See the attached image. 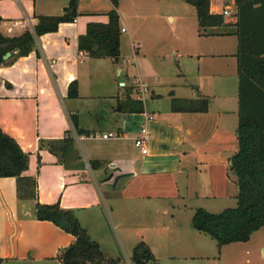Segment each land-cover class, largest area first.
Wrapping results in <instances>:
<instances>
[{
    "label": "crops",
    "instance_id": "1",
    "mask_svg": "<svg viewBox=\"0 0 264 264\" xmlns=\"http://www.w3.org/2000/svg\"><path fill=\"white\" fill-rule=\"evenodd\" d=\"M44 1L0 0V32L18 36L33 27L38 15H58L49 11ZM81 1L80 15L75 21L62 22L57 31L37 37L30 54L14 57V51L6 63L0 64V126L29 153L26 174L37 176L38 201L59 202L63 208L74 209L92 239L100 244L107 260H115L110 264H133L132 256L127 253L131 254L140 242L150 248L154 264L215 263L196 245L191 255L183 253V247L177 253H170V245L165 240L159 239L157 244L151 239L148 227L154 225L155 199L178 202V207L184 205L191 210L188 208L190 199L194 202L203 197L227 200L239 194V186L230 170L238 149L239 100L235 97L237 89L239 92V77L237 51H234L236 46L238 50V37L234 33L237 17L230 16L227 24L209 27L203 34L198 28L197 35L188 37L187 46L184 45L180 54L171 46L177 67L170 74L146 71L142 66L137 68V75L126 65L122 50L123 60L118 63L112 58L91 57L86 52L80 55L79 36L86 33L89 22H107L108 12L113 7L110 0L112 6L107 12L83 11ZM130 1L146 5L149 0ZM210 1L211 11L221 13L223 0ZM121 2L119 0V6ZM68 3L61 4L60 14ZM168 5L170 8L172 3ZM184 5L187 4L184 2ZM119 6L121 19L124 11ZM193 7L191 13L197 15ZM184 9L186 11L180 15L169 12L167 16L174 22L189 16L188 6ZM219 36L237 40L233 42V49L230 48L232 51L212 41ZM162 52L164 50H159V54ZM161 56L168 57L165 53ZM181 58L190 59L192 64L186 62L184 66ZM99 60H107L113 69L108 76L111 79L119 76L118 84L126 87L116 99L113 93L81 92L84 80L95 79L92 69L98 67ZM137 60L135 58V62ZM147 75L161 90L157 92L150 87L143 79ZM137 78L147 82L146 94L149 95L143 101L144 110H117L118 101L125 100L128 93L132 98L140 94L135 85ZM73 81L78 83L76 98L68 96ZM93 89L96 90L94 86ZM203 96H210L207 111L172 109L174 97L198 99ZM72 116L78 119V128L83 133L78 132ZM144 126L151 132L146 152L135 143ZM110 132L116 135L103 137ZM68 135L74 136L75 141L65 154L62 150L57 153L50 150V142ZM35 204L36 200L19 199L15 177H0V264H61L59 254L74 242L73 234L52 221L35 218ZM201 207L208 210L207 206ZM129 212L145 218L148 232L139 229L137 223L135 240L134 236L126 239L120 233L118 239L113 240L109 237L113 233L109 214L113 213L118 225L123 226L126 220L123 214ZM159 213H169L168 205H163ZM169 223L171 228L175 226L173 223L176 227L185 225L173 212ZM166 226L164 224L161 230H166ZM188 232L193 237L198 235ZM172 233L168 238H180L185 232ZM204 241L212 250L213 244L205 236H200L196 242L204 244Z\"/></svg>",
    "mask_w": 264,
    "mask_h": 264
},
{
    "label": "trees",
    "instance_id": "2",
    "mask_svg": "<svg viewBox=\"0 0 264 264\" xmlns=\"http://www.w3.org/2000/svg\"><path fill=\"white\" fill-rule=\"evenodd\" d=\"M195 6L199 33L209 27L227 24L223 13L211 11L210 0H186ZM113 7L108 12L107 22L91 21L87 31L78 39L80 51L94 58H112L121 61L122 26L118 12L119 0H111ZM79 0H71L58 15H38L32 28L21 35L7 36L0 32V64L7 60L8 52L16 51L14 57L30 54L37 37L59 29L62 22H73L80 15ZM236 31L238 37V77L239 110L237 139L238 149L232 157L231 172L239 186L237 206L221 212H211L198 207L193 216V226L200 232L215 239L219 248L238 241H248L254 232L264 227V0H237ZM68 96H79L77 81L69 85ZM209 98L172 99L174 111H207ZM117 110L142 112L143 101L132 98L130 93L125 100L118 101ZM79 133L78 119L72 116ZM74 136L50 142V150L64 154L73 145ZM44 142V140H41ZM29 153L17 139L0 126V177L12 176L17 179L18 197L21 200H36L35 218L49 220L75 236V240L59 254L61 264H106L107 260L100 244L92 239L88 230L80 222L76 212L63 208L59 202L43 204L38 201L37 176L28 175ZM150 248L140 242L132 255L133 264H146L154 261Z\"/></svg>",
    "mask_w": 264,
    "mask_h": 264
},
{
    "label": "rangeland",
    "instance_id": "3",
    "mask_svg": "<svg viewBox=\"0 0 264 264\" xmlns=\"http://www.w3.org/2000/svg\"><path fill=\"white\" fill-rule=\"evenodd\" d=\"M176 1L177 5L175 4ZM169 2L172 3L170 8H168ZM184 2L187 5H184ZM44 3L48 5L49 11H55L52 13L60 14L59 11L61 4H65L66 1L45 0ZM81 3L82 4L80 7L83 11L96 9L101 13L107 12L112 6L110 0H82ZM188 3L189 2L186 0H149L146 2V5H144L140 1H136L134 4H132L130 0H122L119 8L120 10L123 9L124 11V14L121 15V20L122 26H125L127 31H122L121 50L127 62L126 65L129 64L131 66L130 70L132 73H136L138 75L139 71L137 68L142 66L146 71L158 70L161 75H168L172 71L176 70L177 57L172 55L171 46L174 48L176 54H180L184 49V45L187 46L188 37L197 35L199 28L196 12L193 13L194 15L191 13L192 9L194 10V7L191 3ZM184 6H188L190 10L189 16L187 15L183 18L180 17L179 20H176L175 22L168 18L167 14L169 12H172L174 15H180V13L182 14V12L186 11ZM161 7L168 9L161 11ZM158 10L161 11L160 14L157 13ZM103 15L106 16V14ZM230 18L231 17L226 16V19L230 20ZM212 41L217 42L220 45L224 44L228 49H233V42H237V40L231 38V36H219L212 39ZM178 47L180 50H177ZM231 49L230 51H232ZM159 50H164V52L159 54ZM234 51H237V46ZM163 53L167 54L168 57H162L161 55ZM135 58H138L136 62ZM179 58L180 57L178 56V59ZM181 62L184 66L186 65V62H188L189 65L192 64L190 59L183 60L181 58ZM97 65V68H93L94 70L92 69L93 74H96L95 79L93 80L91 78H87L84 80L82 83L81 92L85 94L94 92L97 93L98 91H102L103 93H113L115 94L114 96L116 99L118 97V93H120V91H124L126 87L118 84V82H120L119 76L115 77L114 79H111L108 76L109 73L113 72V69H111V64L107 60H99ZM146 73L148 74L149 72ZM99 74L101 77L97 78V75ZM103 76H105V78H103ZM147 76L143 77V79H146V81L150 84V87L155 89L157 92L161 90V87H158L159 85L154 83L153 80L149 78V75ZM101 85L102 89H100ZM93 86L96 90L93 89ZM136 89L138 91L139 88ZM145 95L147 98L149 94ZM109 98L113 99V97ZM207 98H210V96H207ZM235 98L237 101L238 89ZM236 108L238 109V106ZM163 201L164 203H162ZM188 203V208H192L191 210L184 208V205L181 206L183 208L178 207V202L169 203V201L155 199L152 205V208L154 209V212H152V216L154 217L153 226H149L148 223H146L145 218L136 216L134 212L124 213L123 217L126 219L124 222L125 224L123 226H119L118 219H116L113 213H110L108 219L110 225L112 226L113 233L109 237H111L113 240H115V238L118 239V235L120 233L122 236L125 235L127 237L126 239L134 236L133 239L135 240V233L138 223L139 229L143 230L145 233L150 231L148 234L150 233L151 239H153V241H155L157 244L159 239L165 240L166 243L170 245L168 249L170 253H177L180 247H183V253L186 255H191L194 253V248L196 245L205 251V253H208L206 255H209L212 261H215V263L211 264H264V227L254 232L251 239L248 241L233 242L219 248V245L215 239H211L212 237H210L209 234L204 232L201 233L193 226L192 215H194L198 207L204 205L207 206L209 211L221 212L226 208L236 207L237 198L219 200L215 198L203 197L200 200H196L195 202L190 199ZM163 205H168L169 213H159V210H161ZM140 206L142 209L143 205L141 204ZM172 212L175 214V217L179 222H181V224L185 223L183 227H176V223H173L175 226L174 228H171L169 220L172 218ZM133 222L135 223L134 225ZM145 224H147L146 226H149L148 231L147 227L144 226ZM164 224L167 225V229L163 231L161 228ZM174 231H182L185 233L180 238H168L173 234L172 232ZM188 231L195 232V234H198L196 235L197 237H193ZM164 236L167 238H164ZM200 236H205L212 242V250H210L211 247H207L209 245L206 243V241H204V244L196 242L200 240ZM132 253L130 254L128 252L127 255L130 257L133 255ZM149 264H154V262L150 261Z\"/></svg>",
    "mask_w": 264,
    "mask_h": 264
},
{
    "label": "built area",
    "instance_id": "4",
    "mask_svg": "<svg viewBox=\"0 0 264 264\" xmlns=\"http://www.w3.org/2000/svg\"><path fill=\"white\" fill-rule=\"evenodd\" d=\"M70 2L71 0H66ZM225 16H236L237 14V0H223V8L222 12ZM17 23V22H16ZM126 28H122V31H124ZM84 52L80 51V55H83ZM123 60V58H121ZM136 86H138V90L140 91V94L137 95V99L144 101L145 100V94L147 92V82L143 81L142 79L137 78V82L135 83ZM116 135L114 132L103 134V137L108 138ZM151 138V132L150 129L147 126H144L141 128L138 136L135 139L136 145L141 149L142 152L147 151L148 143Z\"/></svg>",
    "mask_w": 264,
    "mask_h": 264
},
{
    "label": "water",
    "instance_id": "5",
    "mask_svg": "<svg viewBox=\"0 0 264 264\" xmlns=\"http://www.w3.org/2000/svg\"><path fill=\"white\" fill-rule=\"evenodd\" d=\"M12 53H13V52H8V53L4 56V58H5V59L9 58V57L12 55ZM123 84H124V82H123ZM111 177H112V176H111ZM111 177H110V178H111ZM117 180H118V177H116V179H115V183L117 182Z\"/></svg>",
    "mask_w": 264,
    "mask_h": 264
}]
</instances>
